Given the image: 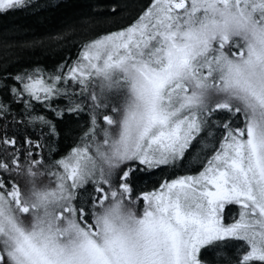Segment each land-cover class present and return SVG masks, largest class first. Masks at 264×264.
<instances>
[{"label": "snow or ice", "instance_id": "obj_1", "mask_svg": "<svg viewBox=\"0 0 264 264\" xmlns=\"http://www.w3.org/2000/svg\"><path fill=\"white\" fill-rule=\"evenodd\" d=\"M86 8L0 35V264H264V0Z\"/></svg>", "mask_w": 264, "mask_h": 264}, {"label": "trees", "instance_id": "obj_2", "mask_svg": "<svg viewBox=\"0 0 264 264\" xmlns=\"http://www.w3.org/2000/svg\"><path fill=\"white\" fill-rule=\"evenodd\" d=\"M45 2L50 6L38 14L17 11L0 15V35L21 38L54 35L80 13L87 11L86 5L90 0H45ZM76 50L72 43L53 45L50 48L25 53V59L51 65L61 57L74 56ZM5 55L9 53L0 48V57Z\"/></svg>", "mask_w": 264, "mask_h": 264}]
</instances>
